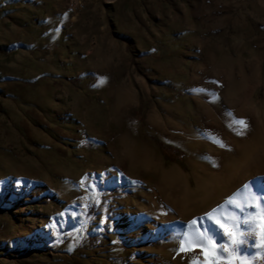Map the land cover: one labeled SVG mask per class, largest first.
<instances>
[{
  "label": "rangeland",
  "instance_id": "rangeland-1",
  "mask_svg": "<svg viewBox=\"0 0 264 264\" xmlns=\"http://www.w3.org/2000/svg\"><path fill=\"white\" fill-rule=\"evenodd\" d=\"M248 184L264 0H0V264H264V209L220 214ZM212 212L215 243L178 253Z\"/></svg>",
  "mask_w": 264,
  "mask_h": 264
},
{
  "label": "bare ground",
  "instance_id": "bare-ground-1",
  "mask_svg": "<svg viewBox=\"0 0 264 264\" xmlns=\"http://www.w3.org/2000/svg\"><path fill=\"white\" fill-rule=\"evenodd\" d=\"M253 187H256V185H247V187H245L244 189L240 190L235 196L234 199L236 200V202L233 204V206H237L235 207L236 209H232V210H222V212L220 214H223V216H225L226 221H231L233 220L232 218L235 217H240L243 214H245L246 207H243V202L246 199H251L253 200V203H255V207H261L264 209V199H262L260 197V195H258V193L256 192V189H251ZM262 195V194H261ZM263 197V196H262ZM246 210V211H245ZM247 213V212H246ZM219 213H215L212 212L211 214V219H209V215H205V216H200L198 218L195 219L196 223L195 224H191L188 225L189 228V232L187 233L188 235L185 236L184 241L187 244L192 243V237L193 234H199V233H207L211 238H213V236L215 235V233L217 231L220 230L219 227L216 228H211L210 225L212 223H214L215 221H218V216ZM214 221V222H213ZM223 223V222H222ZM200 228V229H199ZM187 232V231H186ZM211 243H215L214 241H211ZM198 256L200 257L201 261L204 264L205 261V256L201 254L200 252V247L197 250Z\"/></svg>",
  "mask_w": 264,
  "mask_h": 264
},
{
  "label": "snow or ice",
  "instance_id": "snow-or-ice-1",
  "mask_svg": "<svg viewBox=\"0 0 264 264\" xmlns=\"http://www.w3.org/2000/svg\"><path fill=\"white\" fill-rule=\"evenodd\" d=\"M231 123L233 125L239 126L238 128H236V127H232L231 125H229L230 130H232L235 135L243 136L245 134V131H246L248 125H247V122L244 119H235V118H233ZM214 142L216 144H218L219 147H221V148L225 147V145L219 139H216ZM209 219H211V213H209ZM232 219L235 220V217H233ZM195 223H196V221L193 220V221L190 222V225L191 224H195ZM216 223H219V222L217 221ZM220 226L222 228L224 227L223 225H220ZM261 228L264 229V220H262V222H261ZM224 234L226 236H232L233 235L226 228L224 229ZM184 235L187 236L188 234L185 233ZM211 241H212V238L207 233H204V234L200 235L199 237H196V243H190V244L186 245L185 241H181L180 247L177 249V252L178 253L190 252V251L193 250L194 247H197V246L202 245L204 243H207L208 245H211ZM240 242H241L240 240L235 239V238L232 240L233 244H238ZM261 245H264V239H261ZM212 247L214 248L215 246L212 245ZM221 247H223V246H221ZM225 251H227L226 248H225ZM200 252H201L202 255L205 256L204 264H220V261L218 259H216L212 255L211 248L200 246ZM228 255L231 256V253L229 252ZM189 264H193V262L190 261ZM226 264H234V261L232 259H228L226 261ZM241 264H245V261H241Z\"/></svg>",
  "mask_w": 264,
  "mask_h": 264
}]
</instances>
